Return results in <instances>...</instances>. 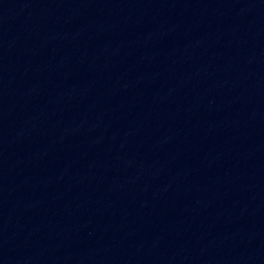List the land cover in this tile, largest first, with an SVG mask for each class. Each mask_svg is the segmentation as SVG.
Wrapping results in <instances>:
<instances>
[{"label":"water","instance_id":"obj_1","mask_svg":"<svg viewBox=\"0 0 264 264\" xmlns=\"http://www.w3.org/2000/svg\"><path fill=\"white\" fill-rule=\"evenodd\" d=\"M0 264H264V0H0Z\"/></svg>","mask_w":264,"mask_h":264}]
</instances>
